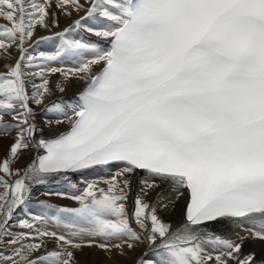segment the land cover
<instances>
[{
	"label": "snow or ice",
	"instance_id": "obj_1",
	"mask_svg": "<svg viewBox=\"0 0 264 264\" xmlns=\"http://www.w3.org/2000/svg\"><path fill=\"white\" fill-rule=\"evenodd\" d=\"M0 20V264L139 245L151 255L134 264H264L244 251L264 244V0H0ZM73 80L84 87L72 101L45 105ZM33 105L67 129L45 135ZM54 183L67 187L41 194L78 206L34 213V188ZM181 201L173 229L159 211Z\"/></svg>",
	"mask_w": 264,
	"mask_h": 264
},
{
	"label": "bare ground",
	"instance_id": "obj_2",
	"mask_svg": "<svg viewBox=\"0 0 264 264\" xmlns=\"http://www.w3.org/2000/svg\"><path fill=\"white\" fill-rule=\"evenodd\" d=\"M83 2V0H82ZM80 15H83V13H80ZM79 18V16L73 12L72 17H66V16H60V25L59 28L53 29L52 31H45L40 28H37L35 37L39 38L41 36H49L53 35L54 32L56 31H62L64 28L68 27L72 22ZM6 23V21L0 20V24ZM91 41H97L99 38L95 36L89 35L87 37ZM58 45V40L57 41H49L42 43L39 46V51H45V52H51L55 50V47ZM13 56H18V53L13 52ZM14 62V61H13ZM2 65H0V71H3ZM59 79V76H54L52 77V82L53 85L55 84V81ZM84 87V84L80 81H71L65 86V91L64 92H59L54 90V94L50 97H48L45 101V105L51 104L53 101H59V100H64V101H72L79 91ZM45 105H41L39 107L33 105L35 112H36V122L38 125L41 127H44V133L45 135L50 134L51 132H61L65 131L67 129L66 125H59L55 126L54 129H49L44 125L45 119H53V117L44 111ZM9 119V118H6ZM11 141L9 139H4L0 141V144H2V147H0V160H2L6 153H7V147L8 144ZM35 153L32 150H27L25 151L19 159V162L14 164V168H23L25 164L31 161V159L34 158ZM101 177L99 176H88V180H95V179H100ZM106 178V177H105ZM85 177L79 176V174H72V180L73 182L77 183L78 186L82 187L83 186V181ZM67 185L61 183V184H50L47 186H40L39 188H34V193L35 198L31 200L30 202V207H32V210L34 213L39 212V205L40 201H46L48 204L55 205L57 207H76L78 205L75 204V202L64 199L61 197H57L55 195L52 196H45L42 195L41 193L45 191H62L65 190ZM139 190L138 185L136 184V181L134 179L133 181V192L130 195L129 198V209L131 210L132 208V196H134ZM149 202H152V196H149ZM183 206V201L178 203V207L173 210V211H165V210H160L159 214L165 221H171L173 229L179 226L182 216L180 215V209ZM19 216L23 217L24 213H18ZM213 230L217 232V234H227L231 235L229 232L228 228L224 224H217L216 226L213 227ZM159 243V241L157 242ZM244 251H254L257 255V259H260L261 256H264V244L260 243L259 241L253 243L251 241H248L245 243L244 246ZM144 252H148L149 255H151V250L147 248L145 245H139L132 253H130L126 258L118 257L115 254L112 255V258L109 259L106 257V254L102 251H99L95 248L88 249L85 248L84 251L81 254H78V260L79 264H134L135 260L137 257H140Z\"/></svg>",
	"mask_w": 264,
	"mask_h": 264
},
{
	"label": "rangeland",
	"instance_id": "obj_3",
	"mask_svg": "<svg viewBox=\"0 0 264 264\" xmlns=\"http://www.w3.org/2000/svg\"><path fill=\"white\" fill-rule=\"evenodd\" d=\"M0 175H2V173H0ZM6 178H7V177H6ZM37 255H39V253H38Z\"/></svg>",
	"mask_w": 264,
	"mask_h": 264
}]
</instances>
